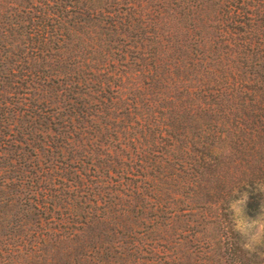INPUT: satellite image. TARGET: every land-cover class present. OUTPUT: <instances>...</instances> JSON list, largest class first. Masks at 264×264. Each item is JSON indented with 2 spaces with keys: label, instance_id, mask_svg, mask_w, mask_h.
I'll return each instance as SVG.
<instances>
[{
  "label": "trees",
  "instance_id": "16d2710c",
  "mask_svg": "<svg viewBox=\"0 0 264 264\" xmlns=\"http://www.w3.org/2000/svg\"><path fill=\"white\" fill-rule=\"evenodd\" d=\"M236 202L264 222V0H0V264H264Z\"/></svg>",
  "mask_w": 264,
  "mask_h": 264
},
{
  "label": "rangeland",
  "instance_id": "374dc122",
  "mask_svg": "<svg viewBox=\"0 0 264 264\" xmlns=\"http://www.w3.org/2000/svg\"><path fill=\"white\" fill-rule=\"evenodd\" d=\"M236 203H233V209H234V217L236 218V223L240 230V236L243 240L245 245H253L254 242L258 241L260 233L262 231V227L264 222H261L260 220H248L247 218L243 217L241 215V211L239 208V205ZM2 211L0 210V215ZM0 220H2L3 225L0 226V238L2 239V249H1V255H4L8 252V223L5 219H2V216H0ZM4 258V257H3ZM1 260H4L1 258ZM0 260V263H2Z\"/></svg>",
  "mask_w": 264,
  "mask_h": 264
}]
</instances>
